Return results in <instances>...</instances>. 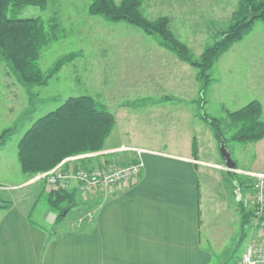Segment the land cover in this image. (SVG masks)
<instances>
[{
  "label": "crops",
  "instance_id": "crops-1",
  "mask_svg": "<svg viewBox=\"0 0 264 264\" xmlns=\"http://www.w3.org/2000/svg\"><path fill=\"white\" fill-rule=\"evenodd\" d=\"M106 22L122 30L127 25ZM136 37L118 49L98 52L103 70L100 80L92 93L89 88L84 93L103 102L115 122L103 147L80 160L91 165L142 157L141 174L95 191L92 224L86 219L68 224L75 219H68V212L60 221L55 214V226L48 227L33 218L35 210L43 220L52 214V206L42 195L46 182L23 171L20 163L28 177L10 181L0 176V204H6L0 209V264H207L214 257L210 243L213 239L216 246L214 234L219 232L210 226L208 247L201 236L205 192L199 175L207 163L227 165L221 143L198 112L197 70L151 34ZM113 43L117 46V40ZM96 46L100 48L98 42ZM219 63L220 76L206 89L204 105L224 104L228 107H222L224 111L257 99L264 118V23L257 22L225 51ZM242 143L250 152L248 157L241 156L242 162L233 158L237 164L233 207L238 208L235 225L240 240L246 238V247L263 234L251 221L253 178L247 172H264V137ZM70 190L75 192L74 215L78 216L88 209L90 197ZM41 199L46 201L39 209ZM220 202L229 215L230 202Z\"/></svg>",
  "mask_w": 264,
  "mask_h": 264
},
{
  "label": "rangeland",
  "instance_id": "rangeland-1",
  "mask_svg": "<svg viewBox=\"0 0 264 264\" xmlns=\"http://www.w3.org/2000/svg\"><path fill=\"white\" fill-rule=\"evenodd\" d=\"M89 4L90 0H47V5L44 8L37 5H28L20 11V14L24 16L41 15L47 22L51 41L41 49L38 59L44 72L50 71L61 56L70 52H76V55L70 61L65 62L46 83L30 85L17 77L12 66L0 54V133L5 129L8 130L4 134V140L0 142V176L4 179L20 181L22 178L31 175L30 173H28L29 175L22 173L19 167L17 142L23 132L35 122L32 123L33 119L55 109L61 102L65 101L66 97L84 94L87 88L92 93L93 87L100 80L99 72L102 70L99 65L101 64L98 56L99 50L118 49L121 43H132L137 38L136 36L145 33L142 28L128 22H126V29L124 30L118 25L107 23L102 15L93 14L89 11ZM238 4L239 0H143L141 8L149 18L167 15L170 18V27L174 34L189 46L194 58L201 59L204 49L217 41L222 36L223 31L232 24L235 18L233 13ZM51 16L57 18V25H54ZM257 22L264 23L263 20H257L254 25ZM152 36L159 42L157 36ZM114 40H117V46L114 45ZM97 42L100 48L96 46ZM225 51L219 55L213 65L212 80L209 89L207 88L208 90H210L215 79L220 76L219 62ZM182 60L194 66L198 73V68L191 61ZM198 82L199 91L201 92V82L200 80ZM207 96L206 93L199 95L198 112H200V109L206 111L208 109L210 110L207 111L209 114L220 118L223 133L229 138L227 149L232 158L242 162L241 156L248 157L250 151L245 146L246 143L231 139V135L237 126L231 123L227 110L223 111L222 107L226 109L228 107L224 104L220 106L218 103H215L214 106L211 103L205 106ZM204 106L206 109H204ZM209 106L212 108L210 109ZM208 124L210 125V123ZM95 151L77 154H84V157ZM206 155H209V153L204 154V156ZM221 155L223 158L222 153ZM83 157L81 156L80 159ZM236 168L237 164L230 168L207 163L206 167L200 169L199 180L202 183V191L205 192L201 205L204 218L201 236L204 239L206 238L205 244L208 247L210 226L213 225V232H219V234H214L216 246L213 239L212 244L210 243L213 247L214 257L207 264H236L246 244V238L240 240V234L236 228L237 225H235V212L238 208L233 207V202H236L233 174ZM248 174L251 175L247 172ZM1 188L2 184H0V192ZM27 188L28 186L25 189ZM48 188L47 184L46 187L43 186L45 190L42 195L45 198ZM14 192H18V189H14ZM94 193L85 196V198L90 197L88 198V201H90L88 209L86 208L85 212L75 216V207L69 211L67 218H75L76 222L67 219L68 224L82 223L85 219L87 223L92 224L93 215L91 217L88 214L95 212L92 201ZM225 194H228V196H225ZM222 199L230 202L228 203L230 206L229 215H226L228 209L220 202ZM45 201V199L39 200V209L42 208ZM51 210L52 214L48 219H41L36 210L33 212V218L42 222L45 226H55L53 220L57 210L53 206ZM84 214L86 215L80 219Z\"/></svg>",
  "mask_w": 264,
  "mask_h": 264
},
{
  "label": "trees",
  "instance_id": "trees-1",
  "mask_svg": "<svg viewBox=\"0 0 264 264\" xmlns=\"http://www.w3.org/2000/svg\"><path fill=\"white\" fill-rule=\"evenodd\" d=\"M142 1L90 0L89 11L111 22L124 21L136 25L157 36L159 43L180 58L191 61L198 68L202 95L212 80V68L219 55L243 38L257 20L264 21V0H239L232 24L217 41L204 49L201 59H196L189 46L172 31L170 18L167 15L147 17L141 8ZM28 5L44 8L47 0H0V54L24 83L44 84L65 62L75 57L76 52L61 56L50 71L44 72L38 59L41 49L51 41V35L41 15L20 14ZM51 20L57 25L55 16H51ZM227 113L231 123L237 126L231 139L248 142L264 137V118L259 100L253 99L239 108L227 110ZM200 116L210 123L219 143L224 141L227 144L229 138L223 133L220 118L202 109ZM114 122L112 112L93 95L69 96L55 109L38 117L20 138L18 158L22 170L36 175L52 168L66 156L101 149ZM7 131L0 133V142ZM193 148L196 151V140ZM45 195L48 203L56 208L58 221L77 203L75 192L67 188H49ZM5 205L0 204V209Z\"/></svg>",
  "mask_w": 264,
  "mask_h": 264
},
{
  "label": "built area",
  "instance_id": "built-area-1",
  "mask_svg": "<svg viewBox=\"0 0 264 264\" xmlns=\"http://www.w3.org/2000/svg\"><path fill=\"white\" fill-rule=\"evenodd\" d=\"M83 155L65 157L52 168L37 173L36 177L43 178L49 188H74L86 196L101 188L135 180L145 165L142 157L127 163L102 161L85 165L80 160ZM249 173L253 178L251 221L263 230V234L247 243L238 264H264V172ZM88 215L92 217L93 214Z\"/></svg>",
  "mask_w": 264,
  "mask_h": 264
},
{
  "label": "water",
  "instance_id": "water-1",
  "mask_svg": "<svg viewBox=\"0 0 264 264\" xmlns=\"http://www.w3.org/2000/svg\"><path fill=\"white\" fill-rule=\"evenodd\" d=\"M221 153L225 159L226 165L230 168H233L236 164L235 160L232 158L229 150L227 149L226 143L224 141L221 142Z\"/></svg>",
  "mask_w": 264,
  "mask_h": 264
}]
</instances>
